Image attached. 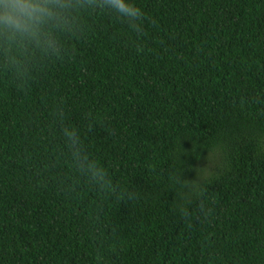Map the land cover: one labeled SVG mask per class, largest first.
<instances>
[{
	"label": "trees",
	"instance_id": "16d2710c",
	"mask_svg": "<svg viewBox=\"0 0 264 264\" xmlns=\"http://www.w3.org/2000/svg\"><path fill=\"white\" fill-rule=\"evenodd\" d=\"M130 2L0 35V264H264V0Z\"/></svg>",
	"mask_w": 264,
	"mask_h": 264
},
{
	"label": "clouds",
	"instance_id": "9594fccd",
	"mask_svg": "<svg viewBox=\"0 0 264 264\" xmlns=\"http://www.w3.org/2000/svg\"><path fill=\"white\" fill-rule=\"evenodd\" d=\"M102 4L122 17L141 16V10L130 0H102ZM66 7L64 0H0V35L11 40L39 41L41 26L56 20Z\"/></svg>",
	"mask_w": 264,
	"mask_h": 264
},
{
	"label": "rangeland",
	"instance_id": "374dc122",
	"mask_svg": "<svg viewBox=\"0 0 264 264\" xmlns=\"http://www.w3.org/2000/svg\"><path fill=\"white\" fill-rule=\"evenodd\" d=\"M199 179H201V178L199 177Z\"/></svg>",
	"mask_w": 264,
	"mask_h": 264
}]
</instances>
